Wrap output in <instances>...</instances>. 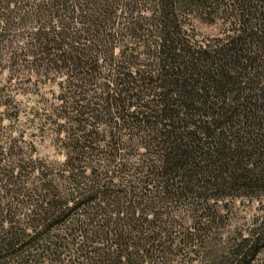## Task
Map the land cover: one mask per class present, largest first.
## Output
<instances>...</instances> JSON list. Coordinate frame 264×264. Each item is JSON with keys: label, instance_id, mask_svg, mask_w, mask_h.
Segmentation results:
<instances>
[{"label": "trees", "instance_id": "1", "mask_svg": "<svg viewBox=\"0 0 264 264\" xmlns=\"http://www.w3.org/2000/svg\"><path fill=\"white\" fill-rule=\"evenodd\" d=\"M0 65L64 151L0 146V264H264V0H0Z\"/></svg>", "mask_w": 264, "mask_h": 264}, {"label": "rangeland", "instance_id": "2", "mask_svg": "<svg viewBox=\"0 0 264 264\" xmlns=\"http://www.w3.org/2000/svg\"><path fill=\"white\" fill-rule=\"evenodd\" d=\"M198 30L202 36H214L218 33L219 27L199 26ZM8 66L0 65V94L5 96V87L10 85V89H14V92L11 94L13 98L9 104L14 108L0 106V146L5 149L10 145L17 146L22 148L25 155L32 159L46 163H62L64 151L56 146L55 137L57 135L52 130L55 128L48 125L42 131L39 129V126L43 124V120L40 118L45 108L43 102L50 104L54 101L52 95L57 94V80L54 82L47 80L36 84L33 76L29 81L26 80L25 86H22L25 87L24 91H16L15 84L24 82L25 78L17 77L9 81L10 69ZM22 73L27 75L26 71ZM59 137H62V134ZM11 155H9L8 161L0 163V168H4L8 162L10 163L16 158L17 148L12 150ZM219 208L221 213L228 215L224 221L225 227L234 232L252 226L256 218L264 215V197L229 198L220 202Z\"/></svg>", "mask_w": 264, "mask_h": 264}]
</instances>
